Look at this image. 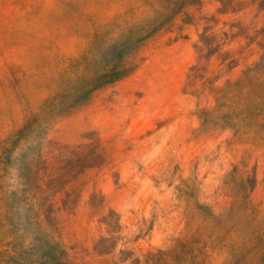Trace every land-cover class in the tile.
Masks as SVG:
<instances>
[{"label": "rangeland", "instance_id": "obj_1", "mask_svg": "<svg viewBox=\"0 0 264 264\" xmlns=\"http://www.w3.org/2000/svg\"><path fill=\"white\" fill-rule=\"evenodd\" d=\"M0 264H264V0H0Z\"/></svg>", "mask_w": 264, "mask_h": 264}]
</instances>
